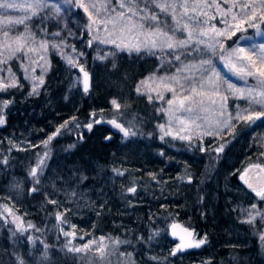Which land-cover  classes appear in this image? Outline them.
<instances>
[{
  "label": "trees",
  "instance_id": "1",
  "mask_svg": "<svg viewBox=\"0 0 264 264\" xmlns=\"http://www.w3.org/2000/svg\"><path fill=\"white\" fill-rule=\"evenodd\" d=\"M82 16L75 10L70 22L90 90L83 92L77 70L54 55L35 93L21 80L2 96L10 104L0 137L25 140L31 150L0 158V202L33 224L51 264H78L53 227L57 215L81 243L118 240L117 250L132 264H264L260 224L245 221L240 209L262 204L241 177L245 168L264 163V116L235 120L223 134L202 141L160 137L158 104L137 91L158 57L119 51L98 60L92 46H80L88 37L78 26ZM113 120L135 135H121ZM107 135L113 136L109 143ZM174 222L205 240L199 251L173 252ZM8 235L0 221V264L30 261L19 245L8 244Z\"/></svg>",
  "mask_w": 264,
  "mask_h": 264
},
{
  "label": "rangeland",
  "instance_id": "2",
  "mask_svg": "<svg viewBox=\"0 0 264 264\" xmlns=\"http://www.w3.org/2000/svg\"><path fill=\"white\" fill-rule=\"evenodd\" d=\"M8 2H14L17 7L15 9H0V21L5 18L9 20L23 19L24 24H0V61H5L0 63V81L8 84L11 83L13 78L16 80L15 87L0 90V117L3 120L10 101L5 100L2 96L8 90L18 87L21 80L27 83L31 93H35L41 85L40 79L44 80L46 73L49 71L51 57L54 55L58 56L67 66L77 70L76 81L82 88L80 72L81 69L86 71L85 59L78 48L79 46L74 44V38L76 40L78 37H74L70 22V16L73 15L75 10H80L83 13V21L78 26L82 32L88 34V37L85 36L81 41L80 46L84 44L92 46L98 60L113 58L114 54L119 51L136 52L135 50L130 51L128 48H118L113 43H101V40L115 39L116 37L109 36L108 32L104 31L103 25H92L89 20V13L79 6L81 0H44V6L39 8L28 7L29 4H33V0H8ZM83 2L88 5L91 0H83ZM207 2L211 5L213 0H207ZM217 2L220 4V10L227 11L231 7V0L228 3H224V0H217ZM244 2H250V0H241V3ZM113 3H115V0H113ZM89 11H91V8ZM155 11L162 24L165 22L173 24L170 15L161 13L159 9H155ZM200 11L206 12L207 15H200ZM250 12L251 9L242 11L240 7H235L231 8V12L227 16H223L215 6L203 7L196 13L190 12V15L196 17V19L189 21L188 17H184L181 20V24L190 23L194 29L192 39L186 47L174 50L154 49L152 52L141 48V52L155 55L159 59L157 67L141 80L137 89H139V93L144 94L148 99H152L158 104V112L162 115V121L158 125L160 137L179 138L180 136H186L190 140L200 141L211 139L226 132L234 123L235 119H230V115L234 116L237 112L249 107L246 99L235 98L228 92L227 84L231 83L241 89H247L256 86V77L241 78L237 76L228 68L225 58L233 49L237 48H244L254 56L259 55L260 45H264V20L261 19V10L258 3L256 19L250 21L258 27H251L248 23L244 24L243 30L236 32L237 39L234 43L228 42L234 36L231 35V31H229L227 37H223L216 36L211 29L224 30L228 25L234 23L232 15H236L240 19L246 18ZM5 30L8 31L7 37L3 35ZM201 31H207L208 35L201 36ZM17 36L24 37L25 47L23 51L12 55V49L17 46L15 43V37ZM176 36L187 39L188 33L187 31L177 30ZM93 37H98V39H93ZM200 40H203L204 43H198ZM120 42V40L116 41L117 44ZM4 43L11 47L4 48ZM124 43L131 47L138 41L132 36H126ZM209 44L215 45V48H209ZM41 45H44V47ZM253 45L256 47L253 48ZM221 46L223 47L221 48ZM28 49L33 50L29 51ZM177 55L180 56L179 60L175 59ZM204 59H210L212 62L211 67H214L216 72L219 73L221 95H228L227 107L223 110V115L220 114L222 109L218 96L212 97L217 101L216 104H212L208 97L195 95L191 91L193 86L197 87V91L201 90L198 85L202 77L206 75L204 68L210 67L208 65L203 68L200 67L201 60ZM69 60L72 63H69ZM233 60L235 61V57H233ZM186 65L188 67H185ZM192 65H196V67H191ZM181 69L183 70L181 71ZM174 76L184 85L183 88L171 80V77ZM164 84H168L169 87L175 89L178 98L177 103L168 104V101L173 99L174 94L167 91ZM204 90L210 91L207 84H205ZM185 97H188V99H185ZM179 100H184L185 106L191 107L192 112L177 111ZM201 100H203V104L199 103ZM238 102H241V104ZM252 107L259 108L257 105H252ZM176 117L184 119L186 124H180ZM226 122H228L227 127L225 126ZM2 125L0 124V127ZM124 129L128 130L127 128ZM166 132H170L171 135H165ZM120 133L125 136L121 130ZM27 149L31 150L25 140L2 139L0 137V158L6 152L12 150L25 151ZM6 162L7 160L2 161L1 164ZM258 165L259 167L252 165L245 168L242 171V176L244 181L247 180L254 188L260 190L264 188V170H262L264 169V163ZM1 190L2 187L0 186ZM261 202V205L253 203L256 205L255 209H252L253 204L245 205L240 209L241 216L248 222L251 219L248 212H252L254 219H251V222L256 221L260 224V236L262 243H264V200H261ZM57 216H54V229L61 233L60 235L63 239H66L70 248L82 249L80 252L73 251L78 264H132L128 253L122 251L119 253L117 250L120 245L118 240L114 239L113 242L109 241V243L105 239L98 238L95 241L81 243L79 242V235L71 229L72 225H69L63 217L57 219ZM0 219L3 225H7L9 229L10 243L8 244L19 245L20 251L26 253L28 257L31 256L30 261L23 259L25 264H51L49 252L47 248L43 247L44 245L42 246V239L37 235L38 233L31 222L26 221L22 215H18L15 208L3 201L0 202ZM64 233H70L71 235L66 236ZM196 234L197 241L201 240L202 238L198 236L197 232ZM86 244L89 245L87 249L83 247ZM99 249H102V251H99Z\"/></svg>",
  "mask_w": 264,
  "mask_h": 264
},
{
  "label": "snow or ice",
  "instance_id": "3",
  "mask_svg": "<svg viewBox=\"0 0 264 264\" xmlns=\"http://www.w3.org/2000/svg\"><path fill=\"white\" fill-rule=\"evenodd\" d=\"M229 0H224V3H228ZM257 3L259 9L261 10V19L264 20V0H250V2L241 3V0H231V7L227 11L220 10V4L217 0H213V3L208 4L207 0H91V3L86 5L83 0H81L79 6L84 9L85 12L89 13V20L92 22V25L101 24L104 27V31L108 32L109 36H115V39H106L101 40V43H113L116 44L118 48H128L130 51L135 50L137 52L141 51V48L152 52L154 49H170L174 50L177 48H183L188 45L190 40L192 39L193 28L190 23L181 24V20L184 17H188L189 21L196 19L190 15L191 13H196L198 10L203 7H212L215 6L217 10L221 11V15L227 16L229 12H231V8L240 7L241 10L251 9L250 14L246 18H240L236 15H232V21L234 23L228 25L224 30L219 29H211L215 33L216 36L227 37L229 35V31H231V35H235L237 31L243 30V25L248 23L251 27H258L255 24L250 23V21H254L256 19L257 14ZM44 6V0H33V4H29V8H39ZM17 5L14 2H8V0H0V9H15ZM91 8V11L89 9ZM155 9H159L161 13H165L170 15L173 24L163 23L160 21ZM59 11V9H57ZM200 15H207L206 12L200 11ZM35 15V13H33ZM199 23V21H197ZM227 23V21H225ZM0 24H24L23 19L19 20H9L5 18L0 21ZM109 25L111 26L109 28ZM177 30L187 31L188 37L187 39L179 38L176 36ZM3 35L5 37L8 36V31H3ZM201 36L208 35L207 31H201ZM126 36H132L134 39L138 41V43L131 45L129 47L128 44L124 43V38ZM142 38V39H141ZM93 39H98V37H93ZM117 40L121 42L119 44L116 43ZM24 37L17 36L15 37L16 47L12 49V55L23 51ZM198 43H204L203 40L198 41ZM44 47V45H41ZM4 48H10L11 46L7 43L3 44ZM209 48H215V45L209 44ZM223 46H221L222 48ZM256 46L253 45V48ZM32 51L33 49H28ZM235 57V61L233 60ZM175 59L179 60L180 56L177 55ZM228 68L237 76L243 77H256V86L249 87L247 89H241L236 87L235 85L229 83L227 84L228 92L238 99H246L249 107L242 109L237 112L234 116L230 115V119H235L237 121H244L245 123H250L255 119H259L261 116H264V45H260V53L259 55H253L251 52L246 51L244 48L233 49L231 53L225 58ZM5 61H0L3 63ZM69 63H72L69 60ZM211 60L204 59L201 60L200 67L203 68L205 65L210 66L209 68H204L205 76L202 77V80L198 87L201 89L197 91V87L193 86L191 88L192 93L202 97H208L210 103L216 104L217 101L212 99L213 96H218L220 98V107L222 109L221 115L224 114V109L227 107L228 95H221L219 87H220V76L219 73L216 72L214 67H211ZM185 67H188L187 65ZM191 67H196V65H192ZM83 71V69H81ZM183 69H181L182 71ZM171 80L175 81L177 85L181 88L184 87L183 84L180 83L175 76L171 77ZM163 82V78H162ZM40 83H43V79H40ZM144 83V82H142ZM205 84L208 85L210 91H205ZM16 80L13 78L11 83H4L0 81V90H7V88L15 87ZM164 87L167 91L173 92V99L168 101L169 105H173L177 103V97L175 94V89L169 87L168 84H164ZM89 88L88 82V73H84V91L87 92ZM35 91V89H33ZM139 91V89H137ZM188 99V97H185ZM116 109L120 108V105L113 100L111 102ZM200 104H203V100L199 101ZM252 105H257L259 108H253ZM191 107H186L184 100L178 101L177 111H184L191 113ZM178 122L182 125L186 124L184 119H180V117H176ZM4 120L0 117V124H3ZM111 123L119 128L122 132H124L125 136H128L130 133L128 130L124 129L119 123L115 120L111 121ZM225 126H228V122L225 123ZM89 130H91L92 125H87ZM163 128V126H161ZM59 130H57V133ZM135 135V133H131ZM55 135V134H54ZM165 135H171L170 132H166ZM52 137H49L51 140ZM180 139H189L186 136H180ZM47 143V142H45ZM221 151L223 150V146H221ZM42 163V161H41ZM39 166V165H38ZM259 167V165H256ZM264 170V169H262ZM32 176H36V169L34 168L31 172ZM241 179H244L242 176ZM38 182V181H37ZM245 183L248 185L252 191L256 193V196L261 200H264V188L257 190L253 187L251 183L245 180ZM130 192H135V188H130ZM52 203H55L54 201ZM256 205H252V209H255ZM259 214V213H257ZM248 215L251 219H254L252 212L249 211ZM57 219H61L58 215ZM251 219L249 222H251ZM178 224H173L172 228L175 230L179 228ZM188 236H191L192 233L187 229H182ZM64 235H71L70 233H64ZM173 235H176L175 231ZM183 240V237H181ZM103 240V237H101ZM205 243L204 239L199 240L195 246L199 247L201 244ZM193 246L191 244L185 245L181 243L178 245V249L182 250L184 247ZM47 247V246H45ZM85 249L89 248V245L86 244L83 246ZM69 252H80L81 248H68ZM102 251V249H99ZM46 258V257H45ZM18 264H25V261L22 258H18Z\"/></svg>",
  "mask_w": 264,
  "mask_h": 264
},
{
  "label": "water",
  "instance_id": "4",
  "mask_svg": "<svg viewBox=\"0 0 264 264\" xmlns=\"http://www.w3.org/2000/svg\"><path fill=\"white\" fill-rule=\"evenodd\" d=\"M85 72H87V71H81L80 72V74L82 76V90H83V92H85L84 91V73ZM88 82H89V88H88V91H89L90 90V75H89V73H88ZM112 139H113L112 135H107L104 138V142L105 143H109V142H111ZM173 224H178L180 227L174 230L172 228ZM182 229H187L189 232L192 233V235L188 236L185 232L182 231ZM174 231H175L176 235H173ZM169 235H170V238L173 241L176 242V244L174 246V249H173V252L175 254H183V253H186V252H195V251H199L202 248V244L199 247L195 246V244L198 242L197 241V234L195 232V229L194 228H189V227L181 224L180 222H174V223L171 224V227H170V230H169ZM181 237H183V240L181 239ZM181 243H183L185 245L191 244L193 246L184 247L182 250H179L177 246L180 245Z\"/></svg>",
  "mask_w": 264,
  "mask_h": 264
}]
</instances>
